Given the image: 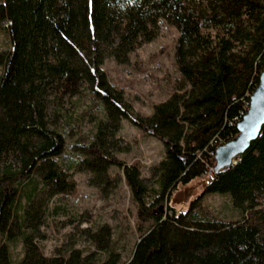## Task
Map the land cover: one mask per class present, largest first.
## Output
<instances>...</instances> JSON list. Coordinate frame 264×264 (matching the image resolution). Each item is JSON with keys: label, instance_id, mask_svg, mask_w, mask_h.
Here are the masks:
<instances>
[{"label": "trees", "instance_id": "trees-1", "mask_svg": "<svg viewBox=\"0 0 264 264\" xmlns=\"http://www.w3.org/2000/svg\"><path fill=\"white\" fill-rule=\"evenodd\" d=\"M159 19L178 32L174 58L182 83L153 104L151 115L134 117L102 64L107 57L127 63L136 46L156 37ZM0 26L9 46L0 48V264L97 261L74 248L44 255L33 234L21 231L23 256L15 262L8 242H17L14 226L39 224L40 193L73 194L75 169L106 190L112 166L122 171L139 221V239L123 264H264V125L188 208L170 203L179 186L203 177L206 160L215 164L209 152L238 134L237 119L264 70V0H0ZM85 89L105 118L91 136L68 145L67 135L49 125L48 96ZM123 119L164 144L153 186L138 165L116 156L124 149L117 136ZM209 192L229 193L241 218L205 209L201 198ZM87 236L108 252L100 264H119L108 225Z\"/></svg>", "mask_w": 264, "mask_h": 264}, {"label": "rangeland", "instance_id": "rangeland-1", "mask_svg": "<svg viewBox=\"0 0 264 264\" xmlns=\"http://www.w3.org/2000/svg\"><path fill=\"white\" fill-rule=\"evenodd\" d=\"M177 36L173 25L165 19H159L156 37L136 46L127 63L119 64L111 57L105 58L102 68L113 86L123 91L134 117L151 115L153 104L166 100L182 83L174 58ZM7 38V33L0 26V48L9 47ZM93 102H98V98L86 89L80 95L48 96L49 125L67 135L68 145L80 135L91 136L97 122L105 118L104 110L101 107L94 108ZM117 136L119 145L124 148L116 153L118 159L126 164L138 165L141 178L153 186L152 169L164 157L163 142L126 119L122 120ZM68 151L70 153L72 150ZM109 174L113 182L106 190L89 183L88 171L75 169L70 175L76 187L73 194L48 196L40 193L35 205L40 209L37 227L32 230L26 225L20 229L14 226V239L17 242H8L14 261L23 256L19 237L24 231L33 234L44 255H66L71 248L81 249L83 255L93 254L92 258L96 257L97 261L92 264H100L108 257V252L97 250L87 232H95L99 226L108 225L111 231L109 241L113 249L119 252V264L125 263L131 257L140 236L137 204L132 199L122 171L112 166ZM204 184V177H198L187 185L179 186L170 203L178 210H185L194 198L202 194ZM201 203L205 209L225 220L241 218L242 214L232 205L229 193H205ZM142 225V229L148 227V224Z\"/></svg>", "mask_w": 264, "mask_h": 264}, {"label": "water", "instance_id": "water-1", "mask_svg": "<svg viewBox=\"0 0 264 264\" xmlns=\"http://www.w3.org/2000/svg\"><path fill=\"white\" fill-rule=\"evenodd\" d=\"M264 125V70L259 75V81L249 98V105L237 122L238 134L235 138L219 145L214 155L215 173L230 164L235 163V158L246 151L250 143L260 134ZM163 210V208H160Z\"/></svg>", "mask_w": 264, "mask_h": 264}, {"label": "built area", "instance_id": "built-area-1", "mask_svg": "<svg viewBox=\"0 0 264 264\" xmlns=\"http://www.w3.org/2000/svg\"><path fill=\"white\" fill-rule=\"evenodd\" d=\"M244 115V113L241 114V116L237 119V121H239L242 116ZM210 155L214 156L215 155V150L214 151H210L209 152ZM211 159V157L208 158V160ZM205 171L203 173V177H204V183L205 184H209L215 176V170H214V165L210 163V161H205Z\"/></svg>", "mask_w": 264, "mask_h": 264}]
</instances>
